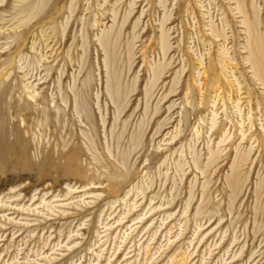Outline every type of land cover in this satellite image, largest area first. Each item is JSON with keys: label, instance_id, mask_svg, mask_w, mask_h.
I'll return each instance as SVG.
<instances>
[{"label": "rangeland", "instance_id": "rangeland-1", "mask_svg": "<svg viewBox=\"0 0 264 264\" xmlns=\"http://www.w3.org/2000/svg\"><path fill=\"white\" fill-rule=\"evenodd\" d=\"M0 2V264H264V96L233 2Z\"/></svg>", "mask_w": 264, "mask_h": 264}, {"label": "bare ground", "instance_id": "bare-ground-1", "mask_svg": "<svg viewBox=\"0 0 264 264\" xmlns=\"http://www.w3.org/2000/svg\"><path fill=\"white\" fill-rule=\"evenodd\" d=\"M229 3L233 2L232 4H229L230 5V10H231V14H234V15H239V18H241V26L243 27V30L245 32V35H246V45H245V50L247 51V59L245 60L247 63L250 64L251 66V70H252V73H253V77L257 80L256 82H258L262 88H263V96H264V34L260 31V23H259V19H258V16H259V8H257L253 3L251 5V9H252V14H254V18L251 17L250 13H249V10L246 6V3H245V0H228ZM1 3V2H0ZM201 3V2H200ZM136 5V4H135ZM231 5H234L233 8H231ZM45 7V6H44ZM130 7L133 8V5H130ZM202 8V7H201ZM133 13V10H131L128 15L126 16L125 20H124V23H126V21L128 20V18L130 17V15ZM236 17V16H235ZM211 24V23H210ZM164 24H162V27H163ZM213 25V24H212ZM230 26V24H229ZM137 28V23L134 25L133 27V31H135V29ZM210 32H211V38H213L214 40L218 39V38H223L224 40L227 39L226 38V35H225V30L221 29L219 31V29L217 30L215 27L211 26L210 27ZM162 29V33H161V36H160V47H161V50L164 54V56L167 55L168 51H169V47L168 46V39H167V34L165 35L164 32H163V28ZM222 31V32H221ZM209 33V32H208ZM167 36V37H166ZM222 40V39H221ZM215 42V41H214ZM100 44H101V47L104 48V50L106 51V48H108V45H109V39H105V40H102L100 41ZM223 53V52H222ZM220 55V54H219ZM134 56V55H133ZM223 56L224 54H221L219 59H220V65H221V69H220V75L227 81V83H230V80H229V77H228V66L229 64H227V61H224L223 59ZM227 56V55H226ZM231 62V61H230ZM228 61V63H230ZM232 64V63H231ZM219 65V67H220ZM218 66V64H217ZM151 67V66H150ZM236 67V66H235ZM218 69V70H219ZM148 71H151L152 73V77H153V80L156 82H158L161 77L163 76V69L158 67V66H155V67H152L151 69H149ZM200 73V72H199ZM204 76V80H203V83L205 86H207V82L208 80L210 79L209 75H208V72L205 70L202 74ZM220 82V76H216V78L214 80H212V84H214V94H217L218 91H220V87L218 86ZM153 83V82H152ZM109 84V83H108ZM107 84V85H108ZM200 84V83H199ZM239 86V85H238ZM225 89V88H224ZM233 89V88H232ZM228 90V89H226ZM189 91V90H187ZM194 91V89H193ZM199 91V90H198ZM239 91V90H238ZM149 91L146 92V96L148 95ZM200 94V93H199ZM215 97V96H214ZM217 97V96H216ZM215 97V98H216ZM249 97V96H248ZM247 97V98H248ZM263 101H264V97H263ZM239 102V101H238ZM235 103V101L233 102ZM237 103V102H236ZM241 103V102H240ZM147 106V105H146ZM237 109H238V103H237ZM75 108V107H74ZM172 109V107L169 108V111ZM148 110V109H146ZM215 110V109H214ZM239 110V109H238ZM213 119L211 120V127L210 129H214L217 122H216V114H213ZM105 125V124H104ZM161 126V125H160ZM162 127V126H161ZM157 133H159L157 131ZM158 135V134H157ZM244 136V135H243ZM142 139V138H141ZM61 153V152H60ZM63 159L68 157L67 155L63 153L59 154ZM199 157V156H198ZM249 158V156H246V157H240V156H236L235 157V161L232 165L233 167V176L236 178L237 176L240 175V171L243 170L244 168V165L246 162H248L247 159ZM68 159V162L72 161L73 159ZM66 159V160H67ZM199 159V158H198ZM199 161V160H198ZM197 161V162H198ZM219 161V155L213 151H210L209 153V158H208V161H207V165H206V169L207 171L209 170V168H212L214 167L215 165H217V162ZM72 163V162H71ZM195 164V168L197 170H200V172L202 173V175H206V169L203 170V168L199 167L196 163V161L194 162ZM201 166V165H200ZM123 174V173H122ZM239 174V175H238ZM115 178V176H113ZM117 177V176H116ZM123 177V176H122ZM120 178V177H118ZM127 178V177H126ZM238 178V177H237ZM128 179V178H127ZM126 179V180H127ZM228 180V179H227ZM120 180H116L115 178V181L111 178H108L107 179V182H108V185L107 187H109V189H113L114 188H120L122 187L123 185L127 184L128 182H124V183H119ZM123 182V181H121ZM99 186H102L103 183H99L97 184ZM232 191H235L236 189H238L240 187V183L236 180H232L230 181L229 183ZM137 188V187H134L133 189L129 190L128 193L126 194V197H128V195H130L133 191H135L134 189ZM92 189H103L101 187H97V188H92ZM136 193H137V197L136 199L138 198V195L142 196L143 198H146L145 196V193L146 191H144V189H136ZM87 194V193H86ZM92 194V193H91ZM68 195V194H67ZM191 196V195H190ZM101 196H99L98 194H96V199H100ZM202 198H203V193H202ZM121 202L124 203L125 205V208H127V212L123 213L121 218L119 219V221L117 223H123L124 220L126 219V217L131 213L132 209H136V203L133 204V206H127L126 204V201L124 200H121ZM43 204L46 206V207H51L52 204L50 202H45L43 201ZM231 204V203H230ZM113 206V203L112 205ZM190 206V204H188V207ZM230 206V205H229ZM158 208H162V206L160 207H157V208H151L149 213L150 212H155ZM200 208V206H199ZM199 208L197 209V214L199 212ZM170 212V213H169ZM103 213V211L101 212ZM187 213V212H186ZM184 213V214H186ZM165 214H168V217L167 219L171 218L172 217V212L171 211H168L166 212ZM102 217V216H101ZM100 217V219H101ZM145 216H139L138 218H136V220L138 221H142L144 219ZM166 219V220H167ZM107 225L104 226V229H107ZM109 230V229H108ZM124 235H126L124 233ZM67 248V247H66ZM174 260V259H172ZM171 260V261H172ZM53 262L52 260L48 259V262Z\"/></svg>", "mask_w": 264, "mask_h": 264}]
</instances>
